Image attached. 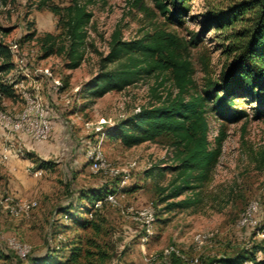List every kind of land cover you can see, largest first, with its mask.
<instances>
[{"label":"rangeland","instance_id":"374dc122","mask_svg":"<svg viewBox=\"0 0 264 264\" xmlns=\"http://www.w3.org/2000/svg\"><path fill=\"white\" fill-rule=\"evenodd\" d=\"M72 1L0 0V41L18 44L11 58L12 69L0 74L2 82L9 85L24 78L25 71L34 75L36 69H48L62 85L54 92L42 81V102L52 124L47 140L37 141L27 133L0 126V148L19 146L23 152L6 162L0 160V264H33L30 258L45 254L63 259L68 253L67 245L77 238L85 249L105 253L100 264H140L143 256L151 259L150 264H172L171 253L180 257L181 264H208L211 259L263 245L264 116H253L252 100H235L247 116L232 123L223 121L209 104L208 140L213 145L215 137L223 138L218 162L202 186L161 200L173 183H179L177 171L172 168L176 162L170 140L161 136L126 147L118 139L108 137L106 129L141 107L174 97L177 88L170 73L143 75L123 90L110 91L99 98H82L84 93L80 92L84 83L98 73L99 60L108 52L112 33L130 40L164 29L187 40L192 33L203 30L206 15L240 0H191L180 25L167 22L154 0H78L92 16L80 49V65L68 69L65 65L69 60L64 54L44 57L40 43L46 33L61 35L58 16L51 8L62 9ZM248 17L249 13L232 26L204 29L197 45L188 49L193 67L190 93L201 92L205 81L216 79L229 63L231 46ZM30 31H35V36L26 41L23 36ZM19 59L23 69L14 62ZM116 65L109 64L107 68ZM65 82L67 86L63 88ZM24 103L18 94L0 97V109L12 117L18 115ZM102 119L104 123L100 124ZM55 120L59 130L54 134ZM94 148L100 150L110 167L120 171L119 176L90 169L88 153ZM42 162L49 163V168L40 167L43 173L37 177L34 171ZM124 174L128 179L121 186L120 176ZM88 188L101 193L117 190L118 203L92 206L80 199L81 192ZM186 197L196 202L187 208H167L169 203ZM251 200L260 205L258 225L239 228L236 220ZM32 201L36 205L27 213L18 210L17 205ZM149 204L154 221L148 233L130 217L128 209ZM68 205H72L73 212L87 211L81 217L95 220L100 230L76 227L58 214L59 208ZM11 208L16 211L11 212ZM12 238L30 247L25 259H18L10 247ZM92 241L100 248L94 247ZM169 249L173 251L165 254ZM256 256H262V252L258 250ZM89 260L99 262L98 256ZM79 264L89 263L83 258Z\"/></svg>","mask_w":264,"mask_h":264},{"label":"trees","instance_id":"16d2710c","mask_svg":"<svg viewBox=\"0 0 264 264\" xmlns=\"http://www.w3.org/2000/svg\"><path fill=\"white\" fill-rule=\"evenodd\" d=\"M154 1L167 22L180 25L184 22L191 0ZM51 11L58 16L61 35H44L40 43L43 56L64 54L69 60L66 68L75 69L82 60L80 49L86 39V26L92 15L78 0H73L62 9L52 7ZM248 13L250 17L246 19V26L238 32L231 46L232 57L229 63L222 67L216 79L205 81L201 92L190 93L193 67L187 54L188 49L197 45L204 29L232 26ZM203 30L192 33L187 40L164 29H155L152 33L130 40H124L119 33L114 32L110 37L108 52L99 60L98 73L87 80L80 91L84 93L82 98L94 99L110 91H121L143 75L165 71L170 73L177 88L174 97L157 105L141 107L136 113L106 129L108 137L118 139L126 147L153 141L161 136L170 140L174 150L173 160L176 162L172 168L177 171L179 183H173L171 191L161 200L199 188L209 180L221 154L223 139L215 137L213 145L208 140L206 114L209 104L223 121L229 123L247 116L245 110L236 106L235 100L239 97L252 100L255 118L264 116V0H240L225 9L212 12L205 16ZM34 36L35 31H30L23 39L29 41ZM0 58V74L11 70V55L7 44L2 41ZM113 63L117 65L108 69L107 66ZM0 93L7 98L15 95L11 86L1 81ZM48 166L49 163L42 162L37 169ZM109 192L113 190L101 193L99 189L88 188L81 192L80 199L84 198L93 206ZM195 202L186 197L169 203L167 208H187ZM72 209V205L61 207L58 214L76 227L100 230L95 220L81 217L87 211L73 212ZM92 242L94 247L100 248ZM67 246L68 253L63 259L55 254L30 259L33 264H79L83 258L89 264H100L105 260L103 251L85 249L82 240L78 238ZM258 250L262 252L260 257L256 256ZM94 256H98V263L89 260ZM171 261L172 264H181L180 257L175 253H171ZM208 264H264V242L249 250L243 249L232 255L211 259Z\"/></svg>","mask_w":264,"mask_h":264},{"label":"built area","instance_id":"2783aa9c","mask_svg":"<svg viewBox=\"0 0 264 264\" xmlns=\"http://www.w3.org/2000/svg\"><path fill=\"white\" fill-rule=\"evenodd\" d=\"M8 51L11 55L17 51L18 44L17 42L9 43ZM15 64L23 69V61L19 59L14 61ZM34 75H30L29 72H23L24 78L17 81L10 82V86L15 94H18L24 100V106L17 116L12 117L2 109H0V126L5 127L11 132H24L29 134L37 141H45L48 139L51 130L52 124L48 118V111L42 102L41 90H42V81L49 82L50 88L57 92L61 88V82L59 79L52 76L51 72L48 69L35 70ZM35 76V78H34ZM39 76L38 80L36 77ZM0 97H4L0 93ZM103 124L104 120L101 121ZM97 131H101V127L96 128ZM22 150L19 146L15 148H3L0 153V160L2 162L8 161L13 155H22ZM88 159L90 161V169L92 171H104L109 176L117 177L120 174L118 169L110 167V165L103 158L102 153L99 149H93L88 153ZM43 173L42 169H35L34 175L39 177ZM121 186L125 184L128 176L126 174L120 176ZM118 191L109 192L104 196L103 199L97 200L94 204L95 207L102 205V202H107L112 205L118 203ZM36 205L34 201L24 202L18 206V210L24 213H27L29 209L33 208ZM260 205L258 201L251 200L247 203L246 207L239 214L236 220V226L239 228L245 227H257L258 221L256 215L259 211ZM16 209L11 208V212H15ZM130 217L140 223L146 232H150L154 221V211L151 204L140 207L138 209L129 208L128 209ZM10 247L15 251L16 256L19 259H25L29 252L30 247L26 244L18 242L15 238L10 240ZM173 249L165 251V254L169 255ZM151 259L143 256V259L140 264H150Z\"/></svg>","mask_w":264,"mask_h":264},{"label":"crops","instance_id":"0c3cea01","mask_svg":"<svg viewBox=\"0 0 264 264\" xmlns=\"http://www.w3.org/2000/svg\"><path fill=\"white\" fill-rule=\"evenodd\" d=\"M1 78V77H0ZM0 81L2 82V79H0ZM2 83H5V82H2ZM6 84V83H5ZM46 87H50V84H49V82H47V84L45 85ZM58 120H55L54 122H53V124H54V127H53V133L55 134V132H57V130H59L58 128H59V126H58ZM3 149V148H2ZM2 149L0 148V153H1V151H2Z\"/></svg>","mask_w":264,"mask_h":264}]
</instances>
